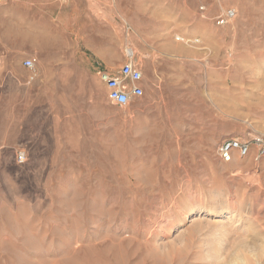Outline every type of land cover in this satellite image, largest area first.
<instances>
[{"label": "rangeland", "instance_id": "obj_1", "mask_svg": "<svg viewBox=\"0 0 264 264\" xmlns=\"http://www.w3.org/2000/svg\"><path fill=\"white\" fill-rule=\"evenodd\" d=\"M90 46L144 95L112 104ZM257 135L264 0L0 6V264H264V156L216 154Z\"/></svg>", "mask_w": 264, "mask_h": 264}, {"label": "built area", "instance_id": "obj_2", "mask_svg": "<svg viewBox=\"0 0 264 264\" xmlns=\"http://www.w3.org/2000/svg\"><path fill=\"white\" fill-rule=\"evenodd\" d=\"M6 0H0V6ZM204 9V7H201ZM236 15L234 8H227L216 20L218 25H224ZM126 62L115 72H100V80L106 86V95L111 103L117 106L129 105L134 99L144 95V89L140 85L143 73L133 62V52L131 49L124 50ZM29 69L34 68V60L27 58L23 62ZM255 148L254 159L259 160L264 156V136H253L252 138L241 140L239 138H226L217 145L216 154L223 162L232 161L235 156L244 157L248 155L251 148ZM17 160H23V154H17Z\"/></svg>", "mask_w": 264, "mask_h": 264}, {"label": "crops", "instance_id": "obj_3", "mask_svg": "<svg viewBox=\"0 0 264 264\" xmlns=\"http://www.w3.org/2000/svg\"><path fill=\"white\" fill-rule=\"evenodd\" d=\"M89 49H90V52L91 53H93L94 55H96L98 58H99V61L102 63V64H104L103 66H104V68H106V69H108V70H110L111 72H115V71H117L125 62H126V57L124 58V59H121L120 60V63L121 64H119L117 67H108L107 65L109 64V59L107 58V53H105L104 51H98V49H96V48H94V47H92V46H90L89 47ZM27 58H31V59H33L34 57H27ZM34 60V59H33ZM34 66H35V63H34ZM24 67V66H23ZM142 79H143V77H142ZM140 85L143 87V89H145V87H146V82L145 81H143V82H141L140 81ZM104 89H105V91H107V89H106V86L104 85ZM113 104V103H112ZM115 105V104H114ZM17 157V156H16Z\"/></svg>", "mask_w": 264, "mask_h": 264}, {"label": "bare ground", "instance_id": "obj_4", "mask_svg": "<svg viewBox=\"0 0 264 264\" xmlns=\"http://www.w3.org/2000/svg\"><path fill=\"white\" fill-rule=\"evenodd\" d=\"M45 40V39H44ZM216 222H220V220L218 219V220H216Z\"/></svg>", "mask_w": 264, "mask_h": 264}]
</instances>
